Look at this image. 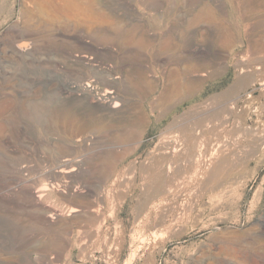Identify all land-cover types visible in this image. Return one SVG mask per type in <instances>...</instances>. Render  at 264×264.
I'll return each mask as SVG.
<instances>
[{
	"label": "rangeland",
	"instance_id": "obj_1",
	"mask_svg": "<svg viewBox=\"0 0 264 264\" xmlns=\"http://www.w3.org/2000/svg\"><path fill=\"white\" fill-rule=\"evenodd\" d=\"M90 1L0 0V264H264V0Z\"/></svg>",
	"mask_w": 264,
	"mask_h": 264
},
{
	"label": "bare ground",
	"instance_id": "obj_2",
	"mask_svg": "<svg viewBox=\"0 0 264 264\" xmlns=\"http://www.w3.org/2000/svg\"><path fill=\"white\" fill-rule=\"evenodd\" d=\"M75 2V1H74ZM95 2L94 1H90L89 2V6L91 7V8H93V7H95ZM21 43V42H20ZM18 44V45H16L15 46V48H19V49H22V48H24V44ZM27 44V43H26ZM27 46H29V45H27ZM26 47V46H25ZM27 48V47H26ZM21 51V50H20ZM110 75V74H109ZM113 78V77H112ZM112 81H115L114 79H112ZM89 82H87L86 84H83V85H81V88H82V90L83 91H86L87 93H92V88L93 87H95L96 85H92V84H88ZM81 84V83H80ZM114 91L112 90V89H106V90H104V93L101 95V97L99 98V100L101 99V101H105V100H107L108 98L110 99H112V100H116V97L117 96H115L114 95ZM94 100V99H93ZM95 101V100H94ZM120 105V103H119V101H117L116 102V105H115V107H118ZM198 132V131H197ZM202 138V137H201ZM263 144V143H262ZM176 147V146H175ZM208 148V147H207ZM180 149V148H179ZM217 149V148H216ZM215 149V150H216ZM174 150V149H173ZM186 151V150H185ZM196 152V151H195ZM194 152V153H195ZM204 151L202 150V149H197V153L193 156L194 158H196V161H200L201 160V158L203 159L204 158V153H203ZM186 153V152H185ZM190 155V154H189ZM211 156V155H210ZM177 157V156H176ZM215 157V156H214ZM190 159V158H189ZM205 159V158H204ZM191 160V159H190ZM218 160V159H217ZM68 161V160H67ZM194 161V160H193ZM204 161V160H203ZM201 165V164H200ZM197 166V165H196ZM169 167V166H168ZM210 167V166H209ZM197 171H199V170H197ZM205 171V170H204ZM212 173V172H211ZM195 175V174H194ZM212 175V174H211ZM211 175H210V177H211ZM197 177V176H196ZM211 179V178H210ZM211 181V180H210ZM203 183V182H202ZM158 184V183H157ZM205 184V183H204ZM207 184V183H206ZM159 185V184H158ZM156 186V185H155ZM211 187V186H210ZM159 188V187H158ZM161 188V187H160ZM205 189H206V187H205ZM168 190H170V189H168ZM166 191V190H165ZM170 191H172V190H170ZM164 193V192H163ZM167 194L166 195H169L168 194V192H166ZM159 194V193H158ZM160 194H161V192H160ZM76 211H78V210H76ZM75 211V212H76ZM74 212V211H73ZM221 225V224H220ZM215 228V227H214ZM220 228V227H219Z\"/></svg>",
	"mask_w": 264,
	"mask_h": 264
}]
</instances>
